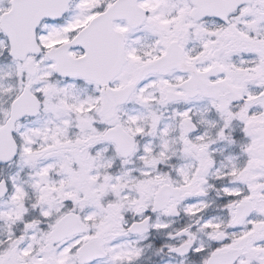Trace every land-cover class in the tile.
I'll list each match as a JSON object with an SVG mask.
<instances>
[{"label": "snow or ice", "instance_id": "obj_1", "mask_svg": "<svg viewBox=\"0 0 264 264\" xmlns=\"http://www.w3.org/2000/svg\"><path fill=\"white\" fill-rule=\"evenodd\" d=\"M0 264H264V0H0Z\"/></svg>", "mask_w": 264, "mask_h": 264}]
</instances>
